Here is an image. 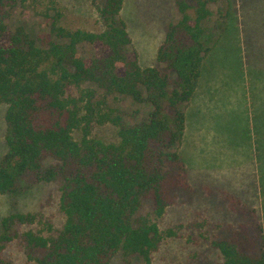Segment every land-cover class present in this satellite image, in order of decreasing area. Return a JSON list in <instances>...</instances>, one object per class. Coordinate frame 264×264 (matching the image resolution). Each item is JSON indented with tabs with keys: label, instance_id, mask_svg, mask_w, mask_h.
<instances>
[{
	"label": "trees",
	"instance_id": "trees-1",
	"mask_svg": "<svg viewBox=\"0 0 264 264\" xmlns=\"http://www.w3.org/2000/svg\"><path fill=\"white\" fill-rule=\"evenodd\" d=\"M215 1L175 0L182 17L169 25L158 49L163 68H143L120 18L124 0H105L100 31L53 24L58 40L44 35L37 40L24 26L11 30L7 20L16 2L0 0V102L8 104L0 193L17 196L61 178L66 219L62 229L46 236L21 231L36 216L14 210L2 220L0 264H15L3 253L15 239L27 263L109 264L121 252L151 264L164 237L157 222L136 214L150 200L162 216L180 192L191 190L178 150L186 130L183 106L196 93L210 50L203 22ZM85 42L100 54L85 59L78 47ZM86 82L96 89H82ZM111 94L150 106L147 119L127 124L123 112L114 115L107 104ZM105 122L119 126L118 142L90 136L93 123ZM80 128L84 135L78 141L73 133ZM213 244L223 264H264V233L253 218H241Z\"/></svg>",
	"mask_w": 264,
	"mask_h": 264
},
{
	"label": "rangeland",
	"instance_id": "rangeland-1",
	"mask_svg": "<svg viewBox=\"0 0 264 264\" xmlns=\"http://www.w3.org/2000/svg\"><path fill=\"white\" fill-rule=\"evenodd\" d=\"M15 2L7 20L10 29L24 26L37 40L41 35L58 40L53 24L67 30L104 28L99 8L105 0ZM209 8L211 14L203 25L210 50L199 88L183 106L187 128L178 147L191 190L180 192L162 216H156L150 200H144L136 214L157 222L164 237L151 264H223L213 242L226 237L229 227H236L245 216L258 221L264 233V0H217ZM181 17L175 0H126L122 20L134 37L130 49H141V67L163 68L157 61L159 42ZM78 47L87 60L100 54L90 43ZM81 88L96 86L86 82ZM73 95H79L77 89ZM107 104L114 115L123 112L127 124L147 119L150 112V106L120 95H109ZM7 110L8 104L0 102V159L8 152ZM118 131L112 122L93 123L90 136L116 143ZM83 135L81 128L73 133L78 141ZM62 185L58 178L17 196L0 193V233L2 220L14 210L36 216V222L21 226V231L32 229L48 236L62 229L66 220L60 208ZM3 253L15 264H33L27 263L17 239ZM109 264H143V260L119 252Z\"/></svg>",
	"mask_w": 264,
	"mask_h": 264
},
{
	"label": "crops",
	"instance_id": "crops-1",
	"mask_svg": "<svg viewBox=\"0 0 264 264\" xmlns=\"http://www.w3.org/2000/svg\"><path fill=\"white\" fill-rule=\"evenodd\" d=\"M125 5H126V0H124V3H123V7H122V10H121V12H120V18H121V20H122V14H123V11H124V8H125ZM179 20V19H178ZM123 21L126 23V26H127V30H128V33H129V36H130V38H131V42H133L134 41V37L132 36V34H131V32H130V30H129V24H128V22H126L124 19H123ZM176 23V22H175ZM163 41H164V39H163V37H161V40H160V42L159 43H163ZM161 44H160V46H161ZM157 48V47H156ZM141 50V49H140ZM139 50V52L137 51V54L139 53V55H138V57H139V63L141 64V59H140V55H141V51ZM143 55H144V53H142ZM201 78H202V76H201ZM201 78H200V81H201ZM200 81H199V84H200ZM198 88H199V85H198ZM198 88H197V90H198ZM197 90H196V92H197ZM196 94V93H195ZM195 96V95H194ZM193 96V97H194ZM192 100V99H191ZM186 113V112H185ZM186 128H187V114H186ZM185 134H186V130H185ZM185 137V136H184Z\"/></svg>",
	"mask_w": 264,
	"mask_h": 264
}]
</instances>
